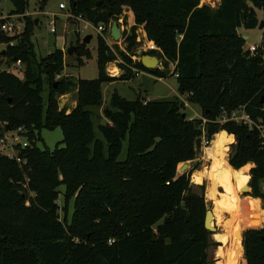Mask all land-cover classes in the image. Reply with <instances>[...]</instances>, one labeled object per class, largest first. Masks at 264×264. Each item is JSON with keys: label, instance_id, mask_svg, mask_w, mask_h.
<instances>
[{"label": "trees", "instance_id": "1", "mask_svg": "<svg viewBox=\"0 0 264 264\" xmlns=\"http://www.w3.org/2000/svg\"><path fill=\"white\" fill-rule=\"evenodd\" d=\"M9 1L11 14L24 15L27 0ZM46 1L39 0L40 10ZM69 7L105 30L119 20L122 7L128 8L135 23L123 33L129 56L115 47L124 74L109 77L105 67L116 55L98 37L97 78L56 81L65 67L63 52L37 58L28 18L18 37L0 35L1 42H16L1 55L24 66L22 79L0 70V122L5 124L0 131L22 127L29 144L18 151L23 164L0 154V264H208L209 248L219 244L204 228V185L190 183L198 166L183 174L178 169L196 158L197 139L209 142L224 131L239 139L230 166L256 165L249 171L247 195L264 203L259 131L218 122L222 111L243 108L264 130V38L251 55L241 51L244 40L236 32L258 26L256 10L264 13V0H219L216 9L200 6L199 0H70ZM138 27L159 49L146 54L157 57L162 69L146 70L138 57L132 61ZM85 45L75 51L79 66L83 57L91 59ZM132 69L157 79L176 76L179 95L200 108L201 118L188 120L177 97L144 105V98L128 101L114 92L103 108L107 123L97 125L102 137L97 138L92 118L99 119L102 85L132 79ZM73 91L75 107L67 114L58 98ZM56 128L62 148L35 146L41 129ZM60 186L65 205L73 199L70 222L66 214L59 217ZM242 246L245 264H264V228L245 231Z\"/></svg>", "mask_w": 264, "mask_h": 264}, {"label": "rangeland", "instance_id": "2", "mask_svg": "<svg viewBox=\"0 0 264 264\" xmlns=\"http://www.w3.org/2000/svg\"><path fill=\"white\" fill-rule=\"evenodd\" d=\"M27 1H28V6H27V10L24 13V15H13L10 13L13 10V5L11 4V2L9 0H1L0 1V15L3 18L8 17V16H13L17 20L16 25L18 26L20 32H22L24 29L25 18H28L32 22L33 31H32L31 42L34 45V51L36 53L37 58L46 57L47 55L51 54L56 49L62 50L63 61H64L65 67L61 75L55 78L56 81H59L62 78H67V77L73 80H77V79L93 80L97 78L98 72H97V66H96V47H97L98 37H101L102 39H104L105 44L116 55V60L111 63H114L118 67L121 65L122 61L120 60V58L118 57L115 51H116V48H118V50L120 51L122 50L125 51V45L123 43V31H122L121 38L117 42H114L110 37V27L113 21H111L110 25L106 27L105 32L99 35L95 31V26L90 23L88 24L86 28H84L83 24L80 25V24L65 23L62 12L58 10V4L62 2V0H47L43 10L39 9V0H27ZM199 5L200 6L206 5L210 7L211 9H216L219 5V0H199ZM256 15H257L259 24L262 21H264V13L262 11L256 10ZM36 20H37V24H35ZM116 22L119 26L121 22L126 24L125 26L129 25L133 27V24L135 25L133 14L126 7H122V12L119 16V20ZM259 24L255 29H245L243 27L237 29L236 31L237 35L240 36L244 40V45L241 47V51L243 52L249 51V47L251 46L257 47V50L261 49L263 38H264V27L260 29ZM52 28H54L55 30L54 33L51 32ZM141 30H143L142 27H138L135 31L136 38L139 37L141 43L137 44V47H135V49L133 50L132 54L134 56L136 52H141V53L144 52L143 49H144V44L146 43V40L143 38V34ZM128 34L129 32L126 33V35ZM86 36H91L90 42L85 45L86 47L85 49L89 52L91 59H86L83 57L81 59L82 65L79 66L75 53H73V55L71 56H68L67 50L70 47H75V48L79 47L83 43V39ZM6 49L7 47L5 43L0 41V70L4 69L5 66L13 67V64H14V62L9 63L8 59L1 55L2 53H4ZM262 63L264 65V55L262 56ZM22 68L24 69L23 65H22ZM113 68L114 67L112 66V64H107L105 67L106 74H109ZM158 68L159 69L163 68L160 61L158 64ZM173 68H174V65L170 64L169 71L173 70ZM138 72H139V75L138 76L134 75L133 78L130 80L116 81L111 84L102 85L101 94H102L103 105H102V108H100L98 111L99 119L98 117L92 118L94 127H95V134L97 138H102L96 128L97 125L107 123V120L102 117L103 108L106 105L108 106L109 99L114 92H116L120 97L128 101H134L137 97L144 98V99L148 98L149 101H169L178 95V91H177L178 83L174 76H168L167 78L159 80L156 77L146 72H143L140 70H138ZM13 74L17 76L19 79H22L23 77V72L17 71L16 69L13 70ZM115 77H119V75ZM44 89H45V93L41 95L43 102H45L46 97H47V92H48L47 87H44ZM181 98L183 101H185L184 97H181ZM75 100H76L75 91L67 95L59 97L58 98L59 109H62L63 107H66L69 109L70 103L75 102ZM88 110L93 113L95 112L94 108H89ZM182 110H183V113H185L186 118L188 120H195V119L201 118L200 108L195 104H190L186 102V106L183 107ZM39 136H40V140L35 141V146L41 150L48 149L49 151H53L56 147L58 148L63 147V144L61 143L63 136L59 128H56L52 131L41 129L39 132ZM26 141H27L26 137H21L22 143ZM209 145L207 147H209ZM232 145H235V139H234V142L229 143L227 145V150H228L226 153L227 163H228L230 154L235 151V148ZM207 147L203 146V142L200 143L196 158L193 161L187 163L188 168L186 171L194 168L195 166H198V170L196 171L208 170L210 168L211 160H209L206 155V150L208 149ZM125 153H126V143L123 144V149L120 155V160L124 159ZM178 173H180L179 169H178ZM192 175L193 174H191V177H190V183L197 185L192 182ZM202 184L204 185V198L207 203V211L212 212L214 203L208 200L205 196L207 181L204 180ZM202 184H198V185H202ZM260 189L262 192H264V181L260 183ZM58 190L60 192V196L57 202L60 208L59 217L60 219H62L64 217V214H66V217L68 218V221L70 222V217L73 211L72 209L73 199L70 200L65 205L64 198H63L64 187L60 186ZM238 192H240V196L242 197V208H241L242 215L240 217V223L242 227H241L240 232H238V234L240 233L239 240L236 243L234 242L232 243V238L230 237L229 245L223 248V251L224 252L227 251L228 253L226 262L224 264H245L244 252L241 255V252L243 250V246H242L243 239L241 240V234L243 237V233L249 230L248 228H252V229L264 228V210H263L264 203L262 202V200L255 199L251 197L250 195H247V194H250L251 192L250 188H249V192L246 194L242 195V192L239 190ZM218 193H219L218 197L220 198L219 195L221 193L222 194L224 193L223 189L219 188ZM246 196H249V197L246 198ZM228 217L229 216L227 214H223L221 221L216 222L215 220H213L212 225L217 231H221L222 228L219 226H221L222 225L221 223L226 221ZM244 221L245 223H247L246 225ZM253 221H255V223L251 224V222ZM211 240L212 242L219 244L215 242L212 238ZM219 246H214V247L212 246L209 248L208 264H222L223 263V261L217 256Z\"/></svg>", "mask_w": 264, "mask_h": 264}, {"label": "bare ground", "instance_id": "3", "mask_svg": "<svg viewBox=\"0 0 264 264\" xmlns=\"http://www.w3.org/2000/svg\"><path fill=\"white\" fill-rule=\"evenodd\" d=\"M221 131L215 134L210 142L208 149L206 150V155L209 160H211V166L208 170L195 171L192 176V182L195 184H202L204 180L207 181L206 187V198L214 203L212 209L213 219L211 221V226L213 220L216 222L221 221L222 215L227 214L229 217L226 221L221 223L219 226L222 228L221 231H217L212 239L219 243V249L217 256L223 261L222 264L226 262L227 251L224 252L223 248L229 245L230 237L232 238V243H236L239 240L241 230V208H242V197L240 192L242 189L248 185L249 180L246 184H239V176L237 173L240 172L241 168L234 170L226 161L227 145L229 143H224L220 140L219 136ZM226 150V151H225ZM249 171L243 173V175L249 176ZM222 188L224 193L220 194L218 197V189ZM238 188V189H237ZM255 221L251 222V224ZM217 224V223H216ZM227 229V230H226ZM252 229V228H249ZM228 249V248H227Z\"/></svg>", "mask_w": 264, "mask_h": 264}, {"label": "built area", "instance_id": "4", "mask_svg": "<svg viewBox=\"0 0 264 264\" xmlns=\"http://www.w3.org/2000/svg\"><path fill=\"white\" fill-rule=\"evenodd\" d=\"M69 3H70V0H62V2L58 4V10L62 12L65 23L80 24V25L83 24L84 28H86L89 23L86 22L80 15H74L71 12ZM16 24H17V20L13 16H8V17L3 18L0 15V35L2 34L6 37H11V38L18 37L22 32L19 31V28ZM125 25L126 24L121 22L120 26L118 25V27L121 30V33L123 31V33L126 34L130 32V29L132 26H129V25L125 26ZM95 31L99 35H101L105 31L104 25L96 26ZM51 32L52 33L55 32L54 28H52ZM141 32L143 34V38L146 40V43L144 44V49H143L144 53H148L151 51H159V49L156 47V45L152 41L147 40L144 31L141 30ZM15 43H16L15 40H12V41H9L8 43H5V45L6 47H13ZM136 43L137 44L141 43L139 37L136 38ZM256 50H257V47L255 46L249 47V53L251 55H254L256 53ZM122 52L126 53L124 50H122ZM126 55L129 56L128 53H126ZM131 59L133 62L137 61V57L135 58V56H131ZM109 64H112V66L114 67L112 71L109 74H107L109 75V77H115V76H118V75L120 76L124 74V71L121 69L120 66L118 67L114 63H109ZM14 69H16L17 71H22V72L24 70L22 68V64L20 63V61H16L13 64V67L5 66V68L2 70L7 71V72H13ZM132 73L135 76L139 75V72L136 69H132ZM146 102L147 101L145 100L143 104L145 105ZM183 105L184 107L186 106V101H183ZM204 122L205 120H203V123ZM218 122L220 124H223L225 122H234L237 124L246 125L249 127V129L256 128L260 133V138L263 140L262 145L264 146V130L261 129L259 126H257L251 120V118L244 112L243 108L232 111L229 114H227L225 111H222L221 117L218 119ZM4 125L5 124L0 122V129L4 128ZM25 134H26V131L22 127H19L14 131H6V130L0 131V154L9 159H14L18 164H23V162L18 157V151L25 149L29 145L28 141L23 142V143L21 142V137H26ZM201 142H203V146L207 147L211 141L207 142L204 138H202Z\"/></svg>", "mask_w": 264, "mask_h": 264}, {"label": "water", "instance_id": "5", "mask_svg": "<svg viewBox=\"0 0 264 264\" xmlns=\"http://www.w3.org/2000/svg\"><path fill=\"white\" fill-rule=\"evenodd\" d=\"M35 24H37V20L35 21ZM264 27V21H262L260 24H259V28H263ZM121 30L119 29L118 27V24L116 21H113L112 24H111V27H110V37L111 39L114 41V42H117L120 38H121ZM91 40V36H86L84 39H83V43L84 44H88ZM76 51V48L75 47H70L68 50H67V55L68 56H71L73 55V53H75ZM136 57L139 58V62L141 63L142 67L146 70H155L158 68V64H159V60L157 59V57L155 56H150L146 53H141V52H136L135 54ZM6 131H9V128L6 127L5 128ZM235 139V145H238L239 143V139L238 138H234ZM200 143H201V140L200 139H197L195 141V147L196 149L199 148L200 146ZM237 155V151L235 150L233 153L230 154L229 156V159H228V164L230 165V162L231 160H233ZM188 168V164L187 163H184L180 166L179 168V172L181 174H183ZM242 195L243 194H246L249 192V187L248 185L245 186L243 189H242ZM213 219V214L211 211H206L205 213V217H204V228L206 231H208L209 233L212 234V236L216 233V229L214 227L211 226V221ZM243 239L242 237V234H241V240Z\"/></svg>", "mask_w": 264, "mask_h": 264}, {"label": "clouds", "instance_id": "6", "mask_svg": "<svg viewBox=\"0 0 264 264\" xmlns=\"http://www.w3.org/2000/svg\"><path fill=\"white\" fill-rule=\"evenodd\" d=\"M220 140L223 141L224 143H232L234 142V138L232 136H229L226 132H222L220 133L219 136ZM226 151V150H225ZM256 165L252 162H249L248 164L244 165L240 172L237 173V175L239 176V184L242 186L244 184L247 183L248 180L251 179L250 176L247 175H243L244 172L248 171L249 169L255 167Z\"/></svg>", "mask_w": 264, "mask_h": 264}, {"label": "crops", "instance_id": "7", "mask_svg": "<svg viewBox=\"0 0 264 264\" xmlns=\"http://www.w3.org/2000/svg\"><path fill=\"white\" fill-rule=\"evenodd\" d=\"M160 80V79H159ZM178 91V90H177ZM177 98H179L180 100H182V96L178 95L176 96ZM144 100H146L147 102H150L148 98H145ZM75 107V102L70 103V108L68 109L67 113L70 112L73 108ZM105 107V106H104ZM102 108V107H101ZM193 176V175H192ZM198 185V184H197ZM259 200V199H258Z\"/></svg>", "mask_w": 264, "mask_h": 264}]
</instances>
